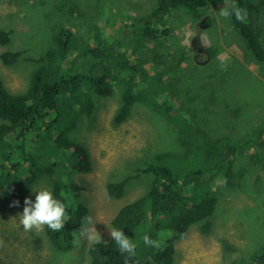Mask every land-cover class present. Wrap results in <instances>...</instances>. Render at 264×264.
<instances>
[{
	"label": "rangeland",
	"instance_id": "rangeland-1",
	"mask_svg": "<svg viewBox=\"0 0 264 264\" xmlns=\"http://www.w3.org/2000/svg\"><path fill=\"white\" fill-rule=\"evenodd\" d=\"M226 5L230 3L208 5L195 18L190 13L165 16L159 27L171 31L163 47L156 50L154 60L153 45L138 35L141 26L137 21L154 10V1L0 0V31L10 33L9 43L0 45V55L6 51L21 53L10 66H4L0 59V79L11 94L24 92L39 66L38 59L52 48L58 50L65 41L71 50V65L88 45L92 47L96 39L104 38V65L113 81L112 94L104 99L94 98V114L87 118L83 115L71 133L87 148L92 170L84 174L66 169L63 177L69 191L87 206L93 224L85 223L71 250L62 252L53 248L44 230L24 231L17 219L24 206L2 213L0 264H88L87 249L97 242V233L101 237L99 243L111 239L110 223L119 209L148 191L152 178L142 174L134 178L137 167H144L145 160L153 154L181 153L175 127L178 123L173 126L149 104H136L129 117L115 126L122 91L116 74L124 61L126 66L138 64L154 72L155 76L151 74L145 84L142 82L150 99L156 98L165 107L172 104L181 108L183 115L193 110L198 125L215 138L243 141L264 123V66L247 50L230 18L219 15ZM207 18L211 22L204 24ZM194 45L202 46V52H189L188 48ZM207 49L212 57L205 61ZM181 55L186 59L170 75L156 77L178 64ZM51 57L56 58L55 53ZM45 63L54 66L49 59ZM158 108L161 111V106ZM189 116L185 115V119ZM187 122L191 124L190 120ZM255 153L263 157L260 163L252 164L249 160ZM239 156L236 167L249 165L248 174L230 190L221 187L208 234L193 225L173 243L172 264H249L250 257L264 246V146H250ZM189 164L178 159L174 168L185 171ZM124 180L127 183L123 196L117 200L108 198L106 185ZM41 188L51 191L45 179L33 190ZM29 199L35 201L33 191ZM93 227L96 231H92ZM84 229L87 232L81 235Z\"/></svg>",
	"mask_w": 264,
	"mask_h": 264
},
{
	"label": "trees",
	"instance_id": "trees-1",
	"mask_svg": "<svg viewBox=\"0 0 264 264\" xmlns=\"http://www.w3.org/2000/svg\"><path fill=\"white\" fill-rule=\"evenodd\" d=\"M151 1L154 5L156 2L154 10L137 21L141 26L138 35L153 45L154 60L156 50L163 47L171 31L159 27L165 16L190 13L195 18L199 10L208 5L220 6L229 2L246 9V22L241 23L233 16L231 25L243 38L254 59L264 66V0ZM210 22L208 18L203 21L204 24ZM9 38L8 31H0V45H7ZM104 40L100 37L92 47L88 45L79 60L71 65L68 41L61 43L58 50H48L38 59V68L32 72L27 89L20 94H11L0 79V214L23 207L24 199L30 197L35 185L47 180L54 198L66 205L68 220L61 231L54 232L45 226L44 232L53 248L62 252L71 250L78 231L85 224L82 218L88 216L87 206L78 201L76 193L69 191L64 174L66 169L84 174L92 170L87 148L71 133L83 115L87 118L94 114V98H107L113 91V81L108 77L107 65H104L106 54L104 47L101 48ZM202 48L194 45L188 49L189 52H202ZM207 51L204 52L205 61L212 57V52ZM54 53L56 58L51 57ZM20 56L18 51H6L0 59L4 66H10ZM46 59L54 66L47 65ZM185 59L181 55L178 64L157 73L156 77L170 75ZM118 71L116 76L122 91L120 109L114 117L115 126L129 117L136 104H149L173 122V126L178 123L175 127L182 151L180 154H153L145 160L144 167H137L138 174L134 178L140 174L152 178L148 191L120 208L111 220V229H122L136 244L135 255L128 258L126 253L121 254L111 238L89 244L88 264H125L126 259L127 264H172L173 243L184 237L193 225L199 226L201 233L208 234L221 187L230 190L248 174L249 165L236 167L235 161L240 159L239 155L243 156L246 148L264 146V123L243 141L222 136L215 138L198 125L193 110H187L185 114L190 115L187 120L191 124H188L181 108L172 104L165 107L159 105L156 98L150 99L142 82H147L151 74L155 76L152 70L142 69L138 64L126 66L124 61ZM160 83L164 84L162 80ZM262 157L261 153L252 154L249 162L260 163ZM178 159L190 162L185 171L174 168ZM126 183V180L108 183V198L120 199ZM14 201L19 202L18 207L10 206ZM168 231L173 233L171 237L165 235ZM145 235L161 241L160 246H146ZM140 246L142 249L138 250ZM248 263L264 264V246L250 257Z\"/></svg>",
	"mask_w": 264,
	"mask_h": 264
},
{
	"label": "clouds",
	"instance_id": "clouds-1",
	"mask_svg": "<svg viewBox=\"0 0 264 264\" xmlns=\"http://www.w3.org/2000/svg\"><path fill=\"white\" fill-rule=\"evenodd\" d=\"M219 15L224 19H229L234 16L237 21L244 23L247 20L248 13L246 9L240 8L233 3L223 6L219 10ZM32 191L35 193V201L33 202L31 199L25 198L23 211L17 214L19 224L23 227L24 231L27 232L35 229V231L41 232L45 226L54 232H59L64 229L65 222L68 220L66 205L54 198L52 192L46 188L34 189ZM10 206L18 207L19 202L14 201ZM82 223L91 225L93 221L90 216H85L82 218ZM92 231H96L94 227ZM85 232H87V229H84L81 235L85 234ZM172 235L173 233L171 231L167 232L168 237ZM110 237L118 246L121 254L126 253L128 258L135 255L136 244L124 234L122 229L112 228ZM100 241L101 237L97 233V243ZM143 241L146 246L157 248L161 243L159 240L151 239L148 235L143 237ZM2 246L3 241H0V247ZM125 264H127V259Z\"/></svg>",
	"mask_w": 264,
	"mask_h": 264
},
{
	"label": "bare ground",
	"instance_id": "bare-ground-1",
	"mask_svg": "<svg viewBox=\"0 0 264 264\" xmlns=\"http://www.w3.org/2000/svg\"><path fill=\"white\" fill-rule=\"evenodd\" d=\"M263 65V64H262Z\"/></svg>",
	"mask_w": 264,
	"mask_h": 264
}]
</instances>
